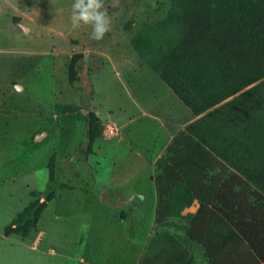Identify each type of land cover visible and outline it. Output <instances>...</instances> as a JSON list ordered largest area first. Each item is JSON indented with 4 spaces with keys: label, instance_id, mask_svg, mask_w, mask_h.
I'll list each match as a JSON object with an SVG mask.
<instances>
[{
    "label": "rangeland",
    "instance_id": "1",
    "mask_svg": "<svg viewBox=\"0 0 264 264\" xmlns=\"http://www.w3.org/2000/svg\"><path fill=\"white\" fill-rule=\"evenodd\" d=\"M8 1L12 5L0 3V264H19L22 247L33 256L44 254L41 250L47 237V241L69 246L78 234V247H68L61 257L76 251L77 255L88 254V239L95 243L93 252L102 251L113 264L112 254L132 252L143 242L151 212L148 204L132 214L133 222L121 225L118 212L109 211L102 203L108 202L101 195L104 183L116 189L137 182L107 181L110 167L105 154L111 150L102 147L99 138L90 155L82 153L87 138L86 116L91 111L102 123L136 115L140 120L134 126L139 127L146 121L140 112H146L166 121L173 138L187 122L196 120L139 58L133 45L144 28L168 16L170 3L119 0L114 5V0H105L111 30L96 41L91 39L89 27L72 29L74 0ZM75 55H85V59L79 62V78L73 88L69 66ZM151 123L153 139L160 122ZM124 147L117 151L123 152ZM48 197L51 201L46 202ZM37 199L46 203L37 228L26 239L6 237V227ZM172 223L164 227L156 223L146 241V257L154 246L179 243L192 253L188 263L195 264L197 245L188 244L187 222L174 218ZM58 253L53 247L45 249V256ZM66 262L60 264H76Z\"/></svg>",
    "mask_w": 264,
    "mask_h": 264
},
{
    "label": "trees",
    "instance_id": "2",
    "mask_svg": "<svg viewBox=\"0 0 264 264\" xmlns=\"http://www.w3.org/2000/svg\"><path fill=\"white\" fill-rule=\"evenodd\" d=\"M166 1L168 16L144 28L133 45L196 120L156 163V223L185 220L188 244L201 245L213 261V238L236 235L245 211L264 206V0ZM82 59L75 55L70 62L73 88ZM86 129L82 153L88 156L104 130L91 111ZM196 200L197 213L182 216ZM45 209L40 199L32 202L5 236L28 238ZM171 245L151 249L165 256L158 264H189L192 253Z\"/></svg>",
    "mask_w": 264,
    "mask_h": 264
},
{
    "label": "crops",
    "instance_id": "3",
    "mask_svg": "<svg viewBox=\"0 0 264 264\" xmlns=\"http://www.w3.org/2000/svg\"><path fill=\"white\" fill-rule=\"evenodd\" d=\"M0 3H3L4 6L12 5L8 0H0ZM140 113V116L146 121L139 127L134 126L140 120L139 116L137 117L136 115L129 118L120 117L117 120L102 121L104 130L99 137L101 146H106L111 150V153L105 154V157L109 158L107 159V165L110 167L106 173L109 179L107 181H112L114 178L118 182H137L135 186L116 189L112 188L114 186L104 183L103 185L106 186L101 187V195L106 197L108 202L103 201L102 203L106 204L109 211L118 212L121 225H124L127 221L133 222L132 214L147 207L148 204V209L151 212L149 232L143 242L136 250H131L132 252L124 253L119 250L114 255L112 254L113 264H158V261L165 257L151 254L152 250L149 253V257L147 256L148 260H146V241L150 236V231L156 227L158 193L155 166L174 138L171 135L169 136L170 132L166 121L159 120L146 112ZM152 121L155 123L160 122L158 123L157 134L153 139L150 136ZM188 124L187 122L185 125L187 126ZM136 141L141 144L137 146L138 143ZM121 145L125 146L123 152L117 151ZM101 151H103V148ZM116 203H119L120 206L116 207ZM199 208L200 203L196 200L191 207L186 208L182 212V216L195 215ZM240 224L242 225L239 226L240 230L234 226L236 235L229 232L230 236L228 238H213V261L208 257V260L204 257L202 246L198 244L195 264H208V261L211 264H264V206L262 205L261 208L256 207L255 211L246 210L245 219ZM45 236L46 232L44 231L43 237ZM80 236L78 234L73 244L69 246L64 243L61 244V242L47 241V237L46 241L43 240V248L41 250L44 254L38 252L35 256L30 250L25 249L26 247H22L21 252H24V254L21 256L20 263H18L60 264L61 261L63 263L71 261L76 264H109L108 259L110 257L108 255L103 256L101 254L102 251L100 253L93 252L95 243L88 239L85 241L87 246L91 245L88 254L77 255L76 251L74 255L61 257L64 256L61 253H64L68 247H78L75 242L77 239L79 241ZM222 244H224V247H221ZM52 247L59 251L58 255L56 254L54 257L45 256V249H52Z\"/></svg>",
    "mask_w": 264,
    "mask_h": 264
},
{
    "label": "clouds",
    "instance_id": "4",
    "mask_svg": "<svg viewBox=\"0 0 264 264\" xmlns=\"http://www.w3.org/2000/svg\"><path fill=\"white\" fill-rule=\"evenodd\" d=\"M118 3L119 0H114V5ZM71 9L72 29L89 27L91 39L101 41L111 30L112 18L105 0H74Z\"/></svg>",
    "mask_w": 264,
    "mask_h": 264
}]
</instances>
